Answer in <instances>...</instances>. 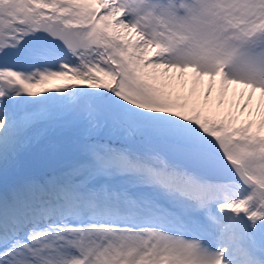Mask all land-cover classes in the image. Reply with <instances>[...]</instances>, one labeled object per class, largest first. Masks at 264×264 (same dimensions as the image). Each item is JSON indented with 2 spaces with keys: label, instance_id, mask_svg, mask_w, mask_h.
I'll return each mask as SVG.
<instances>
[{
  "label": "snow or ice",
  "instance_id": "1",
  "mask_svg": "<svg viewBox=\"0 0 264 264\" xmlns=\"http://www.w3.org/2000/svg\"><path fill=\"white\" fill-rule=\"evenodd\" d=\"M0 264H264V0H0Z\"/></svg>",
  "mask_w": 264,
  "mask_h": 264
},
{
  "label": "bare ground",
  "instance_id": "2",
  "mask_svg": "<svg viewBox=\"0 0 264 264\" xmlns=\"http://www.w3.org/2000/svg\"><path fill=\"white\" fill-rule=\"evenodd\" d=\"M212 95H213V99L215 100L217 98V92L214 90Z\"/></svg>",
  "mask_w": 264,
  "mask_h": 264
},
{
  "label": "rangeland",
  "instance_id": "3",
  "mask_svg": "<svg viewBox=\"0 0 264 264\" xmlns=\"http://www.w3.org/2000/svg\"><path fill=\"white\" fill-rule=\"evenodd\" d=\"M229 95H230V93H229Z\"/></svg>",
  "mask_w": 264,
  "mask_h": 264
}]
</instances>
